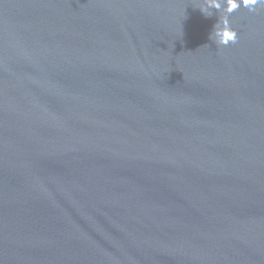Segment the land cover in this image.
Listing matches in <instances>:
<instances>
[{"label":"water","instance_id":"1","mask_svg":"<svg viewBox=\"0 0 264 264\" xmlns=\"http://www.w3.org/2000/svg\"><path fill=\"white\" fill-rule=\"evenodd\" d=\"M0 0V264H264V7Z\"/></svg>","mask_w":264,"mask_h":264},{"label":"clouds","instance_id":"2","mask_svg":"<svg viewBox=\"0 0 264 264\" xmlns=\"http://www.w3.org/2000/svg\"><path fill=\"white\" fill-rule=\"evenodd\" d=\"M201 4L199 8L205 16H211L213 9L220 12L223 8L225 15L214 25L209 39L217 46L227 47L238 42V33L231 27L228 16L241 6L256 12L258 7H264V0H201Z\"/></svg>","mask_w":264,"mask_h":264}]
</instances>
